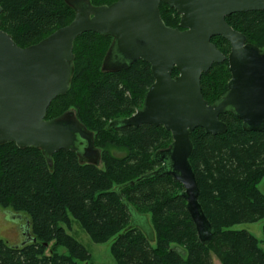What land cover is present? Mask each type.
Listing matches in <instances>:
<instances>
[{
	"label": "trees",
	"instance_id": "1",
	"mask_svg": "<svg viewBox=\"0 0 264 264\" xmlns=\"http://www.w3.org/2000/svg\"><path fill=\"white\" fill-rule=\"evenodd\" d=\"M115 1L90 0L93 5ZM0 7V29L19 47L39 42L74 17L65 0H0ZM159 13L167 26L177 27L173 8L161 3ZM225 20L246 43L264 48V11L238 12ZM111 42L110 36L92 32L75 39L69 89L45 114L48 120L73 112L93 135L100 152L97 164L61 150L49 166L39 148L0 145V206L25 214L30 227L21 246L0 239V264H95L67 232L72 221L95 244L111 240L115 264H212V254L221 264H264V225L261 241L232 228L264 219V193L258 188L264 178V131L245 129L233 112L225 111L219 115L227 125L224 133L196 128L190 134L198 201L212 226L210 242L202 244L181 196L183 187L165 174L160 158L172 143L171 133L163 126L111 125L142 106L154 81L150 65L142 60L120 71H104ZM211 42L228 55V41L216 36ZM177 74L174 69L172 76ZM229 80L226 60L201 75V94L208 104L226 93ZM134 214L149 215L151 238L132 219Z\"/></svg>",
	"mask_w": 264,
	"mask_h": 264
},
{
	"label": "water",
	"instance_id": "2",
	"mask_svg": "<svg viewBox=\"0 0 264 264\" xmlns=\"http://www.w3.org/2000/svg\"><path fill=\"white\" fill-rule=\"evenodd\" d=\"M65 1L74 10L72 21L35 44L19 47L0 29V145L39 148L49 166L52 155L61 150L97 164L100 152L93 135L73 112L48 120L45 114L50 103L69 89L75 39L88 32L110 36L104 71H120L142 60L150 65L154 79L142 106L111 125L163 126L171 133L172 143L160 157L164 172L182 185L181 196L198 239L207 244L212 226L198 201L200 191L189 161L190 134L196 128L224 133L227 125L219 115L225 111L233 112L245 129L264 131V48L246 43V37L225 20L238 12L264 11V0H116L103 5ZM161 3L179 15L177 27L162 20ZM216 36L228 41L227 56L211 42ZM225 60L230 71L227 91L208 104L201 94V75ZM174 69L178 74L172 76ZM160 171L163 167L154 173Z\"/></svg>",
	"mask_w": 264,
	"mask_h": 264
},
{
	"label": "rangeland",
	"instance_id": "3",
	"mask_svg": "<svg viewBox=\"0 0 264 264\" xmlns=\"http://www.w3.org/2000/svg\"><path fill=\"white\" fill-rule=\"evenodd\" d=\"M110 150L112 151V149ZM258 188L264 193V178L259 183ZM132 219L136 220L139 223V225H137L142 227L144 233L146 235L148 233V236L151 238L152 232L149 227V215L143 218L134 214ZM263 225L264 219L251 224H238L232 228L236 230H246L261 241L263 239ZM29 232L28 217L25 214L17 213L9 208L0 206V239H3L11 246H21L24 242L28 241L27 236H29ZM67 232L74 236L88 250L95 264H115L110 254L111 240L103 244L93 243L76 221H72L71 228L67 230ZM260 246L264 248L263 243H261ZM211 262L212 264H221L213 254L211 255Z\"/></svg>",
	"mask_w": 264,
	"mask_h": 264
},
{
	"label": "flooded vegetation",
	"instance_id": "4",
	"mask_svg": "<svg viewBox=\"0 0 264 264\" xmlns=\"http://www.w3.org/2000/svg\"><path fill=\"white\" fill-rule=\"evenodd\" d=\"M112 41H113V39H112ZM112 43V42H111ZM144 101V100H143ZM136 111V110H135Z\"/></svg>",
	"mask_w": 264,
	"mask_h": 264
}]
</instances>
